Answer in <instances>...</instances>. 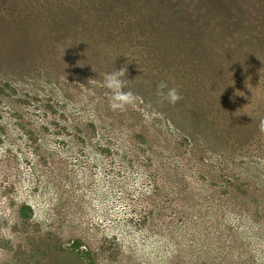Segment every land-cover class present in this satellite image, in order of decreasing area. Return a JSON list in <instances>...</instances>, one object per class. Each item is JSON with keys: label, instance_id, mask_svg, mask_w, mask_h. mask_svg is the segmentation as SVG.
Instances as JSON below:
<instances>
[{"label": "rangeland", "instance_id": "1", "mask_svg": "<svg viewBox=\"0 0 264 264\" xmlns=\"http://www.w3.org/2000/svg\"><path fill=\"white\" fill-rule=\"evenodd\" d=\"M262 120L264 0H0V264H264Z\"/></svg>", "mask_w": 264, "mask_h": 264}, {"label": "clouds", "instance_id": "2", "mask_svg": "<svg viewBox=\"0 0 264 264\" xmlns=\"http://www.w3.org/2000/svg\"><path fill=\"white\" fill-rule=\"evenodd\" d=\"M128 73L127 64L121 66L118 70L114 69L110 73L104 74V87L108 90L107 98L109 107L112 111H125L129 107H134L138 96L126 90L129 80L126 78ZM158 103L176 105L183 100V96L177 87H170L166 80L159 82L156 90ZM260 130L264 131V120L260 122Z\"/></svg>", "mask_w": 264, "mask_h": 264}, {"label": "trees", "instance_id": "3", "mask_svg": "<svg viewBox=\"0 0 264 264\" xmlns=\"http://www.w3.org/2000/svg\"><path fill=\"white\" fill-rule=\"evenodd\" d=\"M261 56V54H260V52H258L257 53V56H256V59H257V57H260ZM180 79V78H179ZM154 82H149V85H148V87H150L151 89H157V86H158V84H159V81L157 80V79H155V80H153ZM182 91H181V90ZM179 89V91H180V94L183 96V99L185 98V97H187L189 94L188 93H185V90L184 89H182V88H180ZM234 98V95H232V96H229V98L228 99H226V100H229V99H233ZM185 100V99H184ZM195 102V101H194ZM225 103V102H224ZM159 105V104H158ZM160 105H162L161 107L162 108H159L158 107V113L162 116L163 114H166V113H164V111H163V109H165V106H167V108L168 109H170L171 110V108L170 107H168V106H170L169 104H167V103H164V104H160ZM196 105V104H195ZM224 109H226L227 108V105L226 104H224V107H223ZM226 113V112H225ZM224 113V115H226ZM166 115H168V116H170V118L169 119H175V118H177V120L176 121H173V122H177V121H179V117H178V112L177 111H174V110H172V111H170V114H166ZM226 121H224L223 123L226 125V128H225V136H227V137H232L233 138V141H230V145H232V146H237V147H239V145H244L245 144V142H246V139H245V135L242 133L243 132V130H242V127H243V124L240 126L239 125V122H235V119L234 118H232V119H230V118H227V119H225ZM241 130V131H240ZM228 141L229 140H226V139H224V142H221L222 143V146H224V147H228L229 146V143H228ZM29 214H30V209L28 208V207H26V206H22L21 208H20V210H19V217L21 218V219H23V220H25V219H27L28 217H29Z\"/></svg>", "mask_w": 264, "mask_h": 264}]
</instances>
